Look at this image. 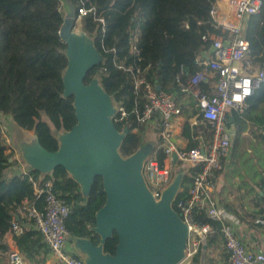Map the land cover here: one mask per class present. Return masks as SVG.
I'll return each instance as SVG.
<instances>
[{
	"label": "trees",
	"instance_id": "trees-1",
	"mask_svg": "<svg viewBox=\"0 0 264 264\" xmlns=\"http://www.w3.org/2000/svg\"><path fill=\"white\" fill-rule=\"evenodd\" d=\"M70 2L75 7L76 16L80 17L82 29L92 38L104 58L86 72L83 81L88 83L97 75L117 107L125 109L126 114L121 119L120 112H117L113 123L119 131L128 129L119 148L123 156H128L138 148L147 133V130L141 131L144 123L137 122L133 110L143 104L141 89L137 92L133 88V73L161 90L175 92L180 100L176 76L181 66L189 74L199 69L194 60L208 47V44L202 45L201 35L206 29H212L209 11L214 0ZM61 7L60 0H0V115L9 118L12 125L21 131L33 132L48 151L58 148L56 133L70 130L76 122L72 96H61V75L67 63L65 43L58 34L62 22ZM79 8H83L85 13L80 14ZM243 34L249 41L251 58L263 66L264 0L260 12L247 18ZM208 88L204 85L205 90ZM195 112L190 99V103L183 107L179 134L185 149L199 144V140L193 139L194 135L202 134L206 140L210 138V128L205 121L190 126ZM227 118V124L231 122L236 128L237 136L248 125L254 139L263 145L264 83L256 94L247 99L243 111L229 110ZM1 135L0 121V264H8L2 255L8 247L2 239L9 231L12 213L24 198L34 197L28 175L35 179L50 178L54 192L69 205L70 213L65 219L69 237H87L97 244L99 236L90 227L95 224V212L106 198L102 178H94L90 192L83 198L79 184L61 165L56 166L51 175L42 176L37 170L23 174L19 160L14 157V148L8 149ZM235 152L233 144L229 154L233 156ZM156 157L162 165L165 155L157 151ZM224 161L225 158H222L221 164ZM17 163L20 169H14ZM251 166L250 170L259 174L258 184L263 191L253 200L255 208L250 212L253 222L258 215L264 217V162L258 161L256 166ZM232 168L229 167L235 169L234 166ZM184 170L181 190L173 202L175 210L176 201L187 197L192 184V168L186 166ZM41 202L42 199L37 200L38 207ZM196 218L198 222H208L215 231L206 236L205 244H199L190 264H201L202 260L208 264L211 262L208 254L217 246L219 239L224 244V238L218 230L220 223L209 219L204 212H197ZM116 242L117 236L113 232L106 239L103 250L113 254ZM13 243L27 264H44L50 253L49 247L32 226L13 236ZM204 245L206 249L202 259Z\"/></svg>",
	"mask_w": 264,
	"mask_h": 264
},
{
	"label": "built area",
	"instance_id": "built-area-1",
	"mask_svg": "<svg viewBox=\"0 0 264 264\" xmlns=\"http://www.w3.org/2000/svg\"><path fill=\"white\" fill-rule=\"evenodd\" d=\"M262 1L214 0L209 11L212 29H206L201 35L202 45L208 44V47L194 60L199 69L189 74L181 66L176 76L182 99L192 98L196 110L189 124L195 126L198 121H205L210 128L208 140L197 134L193 136L199 140L197 146L185 149L179 145L182 139L176 135L182 127L183 107L187 104L178 100L175 92L156 89L144 77L133 73V88L137 92L141 89L143 96L142 106L133 109L137 122L158 120L162 125L157 143L143 167L150 190L158 197L171 180L173 154H176L177 163L193 170L187 197L176 201V211L188 226L186 255L179 264H190L199 244H205L206 236L215 231L208 222H198L197 212H204L209 219L220 223L218 230L224 238L229 264H264V250L248 249L239 240L231 224L237 223V218L219 204L213 185L215 173L221 168V160L228 155L231 146L232 130L227 124V111H243L247 99L264 83V65L251 58L250 44L242 26L245 18L260 12ZM78 11L85 13L83 8ZM204 85L209 86L208 90ZM118 111L121 119L126 111L117 107ZM157 151L165 155L162 165L156 157ZM19 162L21 172H29L24 163ZM28 180L34 189V197L24 198L12 213L9 231L2 239L8 247L3 257L8 264H27L13 244V236L32 226L49 247L53 264H83L77 254L66 248L69 232L65 219L70 213L69 205L54 192L50 178L35 179L28 175ZM38 199H42L40 207L37 206ZM255 223H264V219L256 218ZM204 255L202 250V259Z\"/></svg>",
	"mask_w": 264,
	"mask_h": 264
},
{
	"label": "water",
	"instance_id": "water-1",
	"mask_svg": "<svg viewBox=\"0 0 264 264\" xmlns=\"http://www.w3.org/2000/svg\"><path fill=\"white\" fill-rule=\"evenodd\" d=\"M66 2L68 9L58 31L67 59L61 75V96H72L76 122L70 130L56 133L55 151L46 150L37 136L27 131L30 141L21 146L16 143L20 159L28 171L37 170L42 176L51 175L61 165L79 184L83 198L90 192L94 178H102L106 198L90 227L99 236L98 243L87 237H69L71 252L83 264H179L186 255L188 226L173 208V202L181 190L184 167L176 164L173 154L172 178L155 197L143 167L157 143V135L146 134L128 156L120 153L128 129L119 131L113 123L117 113L113 97L97 75L88 83L83 81L86 72L104 58L92 38L82 28L76 30L75 7L70 0ZM113 232L117 242L111 254L103 250V245Z\"/></svg>",
	"mask_w": 264,
	"mask_h": 264
},
{
	"label": "crops",
	"instance_id": "crops-1",
	"mask_svg": "<svg viewBox=\"0 0 264 264\" xmlns=\"http://www.w3.org/2000/svg\"><path fill=\"white\" fill-rule=\"evenodd\" d=\"M228 126L232 130L231 146L235 144L236 152H238V147L244 148L247 152L246 157L250 158L248 162L253 166H256V162L258 161L264 162V146L254 139L252 133L249 131V126L247 125L238 136L236 128L231 122ZM181 128L179 133L177 132L178 134L176 137H180ZM178 144L183 146V140ZM231 146L229 153L232 148ZM234 159L233 155L230 162L232 167L235 161ZM237 162L239 165L234 170L229 169L230 166L227 168L224 164L225 161L221 164V168L215 173L213 178L214 195L219 204L227 208L228 211L237 218L238 222L231 224L244 246L252 250H264V223H255L256 218L264 219V217L258 215L254 218L253 222L250 217V212L255 208V205H253L254 198H256L257 194L262 195L263 193L258 184L259 174L252 170L247 172L242 169L240 157L237 159ZM66 248L71 251L70 238L67 241ZM208 255V257L211 258V262L208 264H229L228 254L224 244L220 242V239L217 242V246L212 248ZM44 264H53L50 256H47V260ZM201 264H204L203 260Z\"/></svg>",
	"mask_w": 264,
	"mask_h": 264
},
{
	"label": "rangeland",
	"instance_id": "rangeland-1",
	"mask_svg": "<svg viewBox=\"0 0 264 264\" xmlns=\"http://www.w3.org/2000/svg\"><path fill=\"white\" fill-rule=\"evenodd\" d=\"M60 2L62 5L61 12H62V16H63L68 9V4H67L66 0H60ZM77 23H79L81 26L80 17H77ZM246 24H247V18H245L242 21V26L244 27V29H245ZM80 26L79 25L76 26V29L78 31L81 30V28H82V26H81V28H80ZM188 99H190V97L189 98L185 97L183 99L181 97L180 100H182L184 104L185 103L189 104L190 102H186ZM0 121L2 124V135L1 136H2V141H3L4 145L8 149L14 148V157L17 158L18 160H21L20 159V150L18 149L17 146H19L18 144H20V146H21V144H25V143L29 142L30 141V133H26L24 131H21L18 127H15L14 125H12L11 120L9 118L3 117L2 115H0ZM141 127H142L141 131L143 129L147 130L146 134H148V133L154 134L155 133L157 136H158L159 132L162 130V125H161L160 121L158 123V120L147 121ZM160 128H161V130H159ZM150 131H152V132H150ZM16 143H18V144H16ZM31 145H33V144H31ZM237 151L238 152H236L234 154V158H235L234 159L235 161L233 163L234 168L236 169V167L239 165V163L237 162V159L240 157V159L242 161L241 167H243L245 171L249 172L250 168L252 167L251 166L252 164H250L248 162V160L250 158L246 157L247 152L244 150V148L242 149L241 147H238ZM232 158H233V156H231V154L226 156L224 164L227 166V168L229 166H230V168H232V164L230 163ZM246 160H247V162H246ZM177 165H181V166L183 165L184 167L187 166V165L185 166V164H182L181 162H178ZM11 168H12V166L8 169V171H10ZM16 168L20 169L18 163L14 167V169H16ZM173 169L174 168L172 167V175H173ZM7 174H8V172H7Z\"/></svg>",
	"mask_w": 264,
	"mask_h": 264
},
{
	"label": "bare ground",
	"instance_id": "bare-ground-1",
	"mask_svg": "<svg viewBox=\"0 0 264 264\" xmlns=\"http://www.w3.org/2000/svg\"><path fill=\"white\" fill-rule=\"evenodd\" d=\"M77 30V29H76ZM78 31V30H77ZM142 91V90H141ZM158 123H159V121H158ZM160 125V124H159ZM159 130H161V128L159 129Z\"/></svg>",
	"mask_w": 264,
	"mask_h": 264
}]
</instances>
